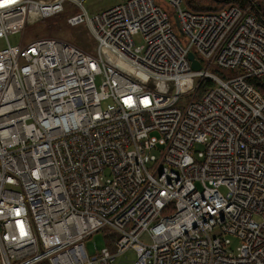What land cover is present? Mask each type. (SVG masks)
<instances>
[{"label": "built area", "instance_id": "obj_1", "mask_svg": "<svg viewBox=\"0 0 264 264\" xmlns=\"http://www.w3.org/2000/svg\"><path fill=\"white\" fill-rule=\"evenodd\" d=\"M87 1L0 0V264H114L129 250L133 264H264L255 0L208 13L127 0L92 17ZM66 4L83 10L67 22L88 27L96 54L56 38L9 43ZM103 231L116 253L90 254Z\"/></svg>", "mask_w": 264, "mask_h": 264}, {"label": "rangeland", "instance_id": "obj_2", "mask_svg": "<svg viewBox=\"0 0 264 264\" xmlns=\"http://www.w3.org/2000/svg\"><path fill=\"white\" fill-rule=\"evenodd\" d=\"M126 1L127 0H89L84 4V9L87 14L92 17L105 10L118 6ZM156 1L158 4H165L164 0ZM82 12L83 10L72 8L71 4H66V9L62 14L38 22L34 25H29L23 33L10 36L9 43L12 46H19L21 44H29L38 39L56 38L60 40H65L75 46H78L88 53L96 54V42L90 34L88 27L86 25L71 27L67 22L68 17L80 14ZM134 41L136 46H142L144 44V40L141 35L136 36L134 38ZM6 46L7 41L5 39H0V50L5 48ZM102 57L106 64L118 69L123 74L132 77L133 79H137L139 82L144 84L149 82L145 76L141 75L137 70L125 64L124 62H120L118 58L110 54V52H108L107 50H104L102 52ZM96 84L97 87L100 88V86L102 85L101 77L97 78ZM197 148L202 149L201 146H197ZM155 154L158 155L159 153L155 151ZM221 191L223 193L226 192L224 188ZM129 229L130 226L126 228V230ZM109 234V231H103L101 233H97L95 236L90 238L87 242L88 252L90 254H96L97 251L102 250L107 246L111 254H115L116 252L114 246L107 244L104 238V235ZM237 245L238 241L236 239H233V248H235ZM136 259V253L132 250H129L126 251L125 254L119 256L114 264H133Z\"/></svg>", "mask_w": 264, "mask_h": 264}, {"label": "trees", "instance_id": "obj_3", "mask_svg": "<svg viewBox=\"0 0 264 264\" xmlns=\"http://www.w3.org/2000/svg\"><path fill=\"white\" fill-rule=\"evenodd\" d=\"M184 4L185 7L192 12L208 13L217 12L227 7H238L240 9H246L248 7L249 0H184ZM252 12L257 18H261L264 20V0H256L255 5L252 8ZM219 73L224 77L226 76V73L224 72L219 71ZM229 73L231 75H237L236 72ZM250 83L256 86L262 93H264V91L257 86L255 81L251 80ZM211 84L212 83L210 81H204L198 92V97H201L207 91L208 87ZM112 237L114 239V236ZM113 239L112 241H114Z\"/></svg>", "mask_w": 264, "mask_h": 264}, {"label": "water", "instance_id": "obj_4", "mask_svg": "<svg viewBox=\"0 0 264 264\" xmlns=\"http://www.w3.org/2000/svg\"><path fill=\"white\" fill-rule=\"evenodd\" d=\"M189 59L192 62V68L194 70H197V71L201 70L202 66H201L200 62L195 59V56L193 53L189 54Z\"/></svg>", "mask_w": 264, "mask_h": 264}]
</instances>
